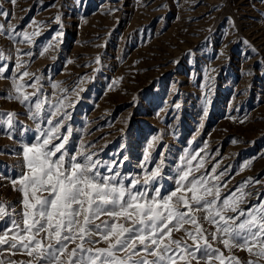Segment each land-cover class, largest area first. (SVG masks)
Returning a JSON list of instances; mask_svg holds the SVG:
<instances>
[{
    "label": "rangeland",
    "instance_id": "obj_1",
    "mask_svg": "<svg viewBox=\"0 0 264 264\" xmlns=\"http://www.w3.org/2000/svg\"><path fill=\"white\" fill-rule=\"evenodd\" d=\"M3 11L10 15L0 14V23L11 30L0 33V66H9V77L25 69L40 77L50 100L68 97L61 131L72 128L73 152L83 141L104 162L101 172L130 174L129 184L159 165L155 186L165 194L186 166L181 158L196 155L193 165L203 167L195 175L215 168L218 181L208 179L219 184L222 197L244 185L245 200L257 188L263 192L241 207L264 200V0H0ZM11 84L0 79V114L17 113L13 129L0 124V202L19 213L22 194L11 179L20 174L23 144L34 142L37 124L47 121L34 120L25 105L8 98ZM9 224L8 217L0 220V232ZM6 247L0 246L2 264L31 259ZM233 254L244 264L255 259L246 249Z\"/></svg>",
    "mask_w": 264,
    "mask_h": 264
},
{
    "label": "snow or ice",
    "instance_id": "obj_2",
    "mask_svg": "<svg viewBox=\"0 0 264 264\" xmlns=\"http://www.w3.org/2000/svg\"><path fill=\"white\" fill-rule=\"evenodd\" d=\"M0 14L10 15L8 11ZM10 30L11 25L6 30L0 23V33ZM23 35L31 42L28 32ZM96 62L100 63L99 57ZM21 65L17 59L16 69ZM8 70L7 64L0 66V79L12 81L8 98L25 105L34 120H46L47 126L37 124L34 142L23 144L20 174L11 179L14 190L22 194V210L17 213L14 205L0 202V220L8 217L10 221L0 232V246L7 245L4 251L25 252L31 257L26 264H244L233 254L234 248H240L255 257L246 264H261L264 200L241 207L250 195L243 191L244 185L237 190L239 194L222 197L219 184L208 179L218 181L215 168L212 173L195 175L203 167L202 163L193 165L196 155L186 161L181 158L186 166L178 169L176 187L167 194L155 186L162 176L159 165L146 172L143 180L133 177L130 184L126 183L130 174L101 172L104 162L94 159L96 153L85 148L83 141L74 152L68 147L73 130L68 126L66 133L61 131L69 117L62 112L68 97L50 100L40 77L26 69L19 75L13 71L9 77ZM24 77L35 82L29 84ZM28 87L34 91H25ZM16 115L12 111L6 118L0 114V124L13 129ZM6 134L10 136L11 131ZM174 232L182 237L176 238ZM101 242L107 246H93ZM69 244L75 246L69 249Z\"/></svg>",
    "mask_w": 264,
    "mask_h": 264
},
{
    "label": "bare ground",
    "instance_id": "obj_3",
    "mask_svg": "<svg viewBox=\"0 0 264 264\" xmlns=\"http://www.w3.org/2000/svg\"><path fill=\"white\" fill-rule=\"evenodd\" d=\"M66 1V0H65ZM170 1V0H169ZM74 3V2H73ZM258 3V2H257ZM241 6V5H240ZM245 6V5H244ZM251 6V5H250ZM180 7V6H179ZM75 12V11H74ZM79 13V12H78ZM70 16V15H69ZM68 18V17H67ZM70 18V17H69ZM77 19V18H76ZM78 20V19H77ZM164 20V19H163ZM191 22V21H190ZM148 25V24H147ZM75 28H77V26L75 27ZM242 28V27H241ZM20 30V29H19ZM229 35V34H228ZM60 36V35H59ZM113 36V35H112ZM184 36V35H183ZM195 36V35H194ZM227 37V36H226ZM62 38V37H61ZM95 38V37H94ZM221 38V37H220ZM224 38V37H223ZM225 39V38H224ZM60 39L58 38V40L56 39V42H55V47H58L59 45H60V41H59ZM227 41V40H226ZM33 42V41H32ZM226 44H227V42H225ZM45 44V43H44ZM229 44V43H228ZM243 44V43H242ZM66 45V44H65ZM40 46V45H39ZM64 46V45H63ZM226 46V45H225ZM61 47V46H60ZM173 47V46H172ZM209 48V47H208ZM55 49V48H54ZM71 49V48H70ZM78 49V48H77ZM151 49V48H150ZM169 49V48H168ZM30 50V49H29ZM123 51V50H122ZM74 54V53H73ZM166 56V55H165ZM164 56V57H165ZM164 57H162L161 59H163ZM160 59V60H161ZM158 60V59H157ZM164 60H166V59H164ZM163 60V61H164ZM169 60V59H168ZM149 61V60H148ZM200 61V60H199ZM245 61V60H244ZM160 63V62H159ZM240 64V63H239ZM157 65V64H156ZM193 65V64H192ZM162 66V65H161ZM218 67V66H217ZM216 70H218V69H216ZM22 71V70H21ZM41 74V73H40ZM53 74V73H52ZM74 74V73H73ZM79 76V75H78ZM258 76V75H257ZM105 77V76H104ZM74 78V77H73ZM78 78V77H77ZM228 78V77H227ZM67 79V78H66ZM102 79V78H101ZM74 80V79H73ZM151 80V79H150ZM68 82L70 83V82H72V79L69 77L68 78ZM104 83V82H103ZM75 84V83H74ZM68 85V84H67ZM97 86V85H96ZM263 86V85H262ZM88 90V89H87ZM83 99V98H82ZM240 102V101H239ZM72 107H73V105H72ZM86 117V116H85ZM145 118V117H144ZM134 121V120H133ZM120 129V128H119ZM117 134H118V132H117ZM113 135V134H112ZM114 136V135H113ZM111 137V136H110ZM111 139V138H110ZM107 141V140H106ZM105 144H106V142H104ZM96 144V143H95ZM100 150H101V148H99ZM99 151V150H98ZM235 151V150H234ZM117 152V151H116ZM232 152V151H231ZM251 157V156H250ZM262 157V156H261ZM242 161V160H241ZM113 162V161H112ZM111 162V163H112ZM119 163H121V162H119ZM120 165V164H119ZM141 171V170H140ZM126 174V173H125ZM251 176V175H250ZM256 181V180H255ZM264 182V181H263ZM258 184V183H257ZM262 185H263V183H262ZM255 186H257V185H255ZM253 187V186H252ZM258 187H259V185H258ZM262 187V186H261ZM263 188V187H262ZM254 191V190H253ZM252 192V191H251ZM261 192H263L261 189H259V188H257L255 191H254V193H253V195H251L252 197H251V199H248L247 198V203L248 202H255L256 201V199L257 198H259L260 197V195L262 194ZM251 193V194H252ZM263 197V196H262ZM257 202V201H256ZM247 203H244V204H247ZM253 204V203H252ZM247 208V207H246Z\"/></svg>",
    "mask_w": 264,
    "mask_h": 264
}]
</instances>
